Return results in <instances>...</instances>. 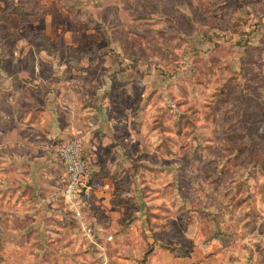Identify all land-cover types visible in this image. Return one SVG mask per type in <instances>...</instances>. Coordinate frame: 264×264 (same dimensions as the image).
<instances>
[{"label": "rangeland", "instance_id": "rangeland-1", "mask_svg": "<svg viewBox=\"0 0 264 264\" xmlns=\"http://www.w3.org/2000/svg\"><path fill=\"white\" fill-rule=\"evenodd\" d=\"M49 98L117 209L0 199V264H264V0H0V137Z\"/></svg>", "mask_w": 264, "mask_h": 264}, {"label": "crops", "instance_id": "crops-1", "mask_svg": "<svg viewBox=\"0 0 264 264\" xmlns=\"http://www.w3.org/2000/svg\"><path fill=\"white\" fill-rule=\"evenodd\" d=\"M56 101L49 98L40 106L32 103L31 106L46 109L31 110L29 120L22 122L19 131L0 137V199L5 200L3 205L10 218L55 219L61 213L58 199L65 184V169L57 150L63 140L85 132V128L78 124L80 116L66 110L63 99ZM83 135L84 142L91 141L95 149L98 139ZM98 184L94 181L88 188L86 203L107 213L116 211L111 193L106 191L109 186Z\"/></svg>", "mask_w": 264, "mask_h": 264}, {"label": "built area", "instance_id": "built-area-1", "mask_svg": "<svg viewBox=\"0 0 264 264\" xmlns=\"http://www.w3.org/2000/svg\"><path fill=\"white\" fill-rule=\"evenodd\" d=\"M83 139L73 136L62 142L57 150L58 157L65 169V184L62 189V197L69 211L74 213L80 223L82 232L88 237V226L80 214V201L89 188L88 166L82 155ZM85 191V192H84Z\"/></svg>", "mask_w": 264, "mask_h": 264}, {"label": "trees", "instance_id": "trees-1", "mask_svg": "<svg viewBox=\"0 0 264 264\" xmlns=\"http://www.w3.org/2000/svg\"><path fill=\"white\" fill-rule=\"evenodd\" d=\"M150 252L151 251H149V250L146 252V254L144 255V260L146 259L147 255H149Z\"/></svg>", "mask_w": 264, "mask_h": 264}, {"label": "water", "instance_id": "water-1", "mask_svg": "<svg viewBox=\"0 0 264 264\" xmlns=\"http://www.w3.org/2000/svg\"><path fill=\"white\" fill-rule=\"evenodd\" d=\"M85 192V191H84Z\"/></svg>", "mask_w": 264, "mask_h": 264}]
</instances>
